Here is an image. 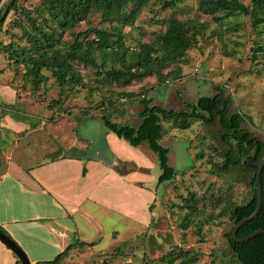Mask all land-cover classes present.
<instances>
[{
    "label": "trees",
    "instance_id": "16d2710c",
    "mask_svg": "<svg viewBox=\"0 0 264 264\" xmlns=\"http://www.w3.org/2000/svg\"><path fill=\"white\" fill-rule=\"evenodd\" d=\"M10 1L3 2L1 12H4ZM178 1L39 0L36 4L29 2L24 5L20 0H14L7 15H11V27L19 29L20 33L11 32L9 42H0V51L8 59L5 69L12 73L13 79L10 82L15 83L16 89L25 91L29 84L31 93L36 95L52 79V86L58 89V98L50 100L47 107H58V111H63L62 104L70 94L85 92V100L92 107L81 108L82 115L99 119L107 131L131 146L147 144L156 155L161 171L158 183H171L177 176V170L169 163V147L161 144L164 123L174 129H186L197 120L206 126L216 125L219 128L220 143L226 146L224 151L216 150L218 156H223V163L218 167L220 171L238 168L247 173L250 197L243 203H236L230 196L221 197L219 190L207 194L188 192L186 197L175 194V197L180 198V203L172 205L182 213V227L188 228L195 222V233L198 235L202 234L204 225L214 222L220 225V218L227 214L232 225L224 236L237 262L264 264V234L240 242L231 236L233 225L248 217L256 207L257 173L250 168L258 160L262 144L257 141L259 137L247 127V116L237 110L232 111L229 101L221 99L224 96L222 87H218V92L213 95L200 96L195 102H184L181 110L152 104V99L147 95L155 86L137 93L128 90V87L136 83L142 87L149 78H155L158 85L180 81L183 78V66L190 62L189 51L201 47L200 43L206 39L209 41L215 37L222 44L223 54H236L237 43L233 45L231 40L225 41L223 35L225 32L237 31L240 26L232 23L224 27L223 19L230 15L239 14L249 18V24L256 33L249 58L255 64L264 65V0H250L249 4L240 0H197L198 11L210 14L221 26L219 31L210 28L209 23L201 20L198 15L185 16L187 11L177 9ZM156 3H159L158 7H155ZM145 9L153 13L152 20L158 23V29L151 31V41L143 42L145 29L138 28L135 22ZM159 10H168V13L159 16ZM82 22L86 28L76 30ZM3 24H0V32ZM126 27L136 30L138 37L141 36L140 40L136 38L134 46L127 42L132 33L125 31ZM80 67L93 72L89 83L84 80ZM18 78L22 81L21 85L16 83ZM44 92L46 89L40 93ZM124 97L126 99L121 100ZM133 98L141 104L136 112L141 119L139 124L133 126L112 120L113 110L121 104L132 103ZM231 129L234 131L231 132ZM237 129L251 130L253 135ZM210 143L207 147H210ZM201 155L199 153L198 157ZM244 159L250 162L242 164ZM208 160L213 163V171L216 166L212 156L208 155ZM85 171L83 165L82 172ZM260 182V210L253 219L240 226L236 233L239 238L264 229V164ZM223 201L224 204L220 206ZM0 230L6 233L1 227ZM77 245L93 243L76 241L53 259L30 264H61ZM113 254L124 256L119 247ZM199 256L198 251L184 249L176 244L160 254L157 260L160 264H175V261L179 264H195ZM16 264H21L20 260L17 259ZM104 264H107L106 261Z\"/></svg>",
    "mask_w": 264,
    "mask_h": 264
},
{
    "label": "rangeland",
    "instance_id": "374dc122",
    "mask_svg": "<svg viewBox=\"0 0 264 264\" xmlns=\"http://www.w3.org/2000/svg\"><path fill=\"white\" fill-rule=\"evenodd\" d=\"M38 1L20 0L24 5L29 2L36 4ZM240 1L244 4L250 3V0ZM196 2L197 0H180L177 2V9L187 11L185 16L198 15L201 20L209 23L210 28L219 31L221 26L213 20L210 14L200 13ZM158 6L159 3H156L155 7ZM158 12L159 16H162L167 14L168 10H159ZM152 16L153 13L149 9H145L135 22L138 28L145 29L143 42L151 41V31L158 29V23L152 20ZM248 19V17L244 18L239 14L230 15L223 19L224 27L232 23L240 24L237 31L223 34L225 41L231 40L233 45L237 43L235 46L236 54L225 55L222 53V44L215 37L209 41L206 39L200 43L201 47L198 46L189 51L190 62L183 66V78L180 81L158 85L159 83L155 78H149L142 87H140V83H136L128 87V90L137 93L155 86L150 93L158 92L160 97H166L168 91L174 92L175 89L179 88L180 82L193 84V81H196L199 84L201 80L204 85L203 88H200L201 85L198 88L199 95H213L218 92V87H222L224 97H231L233 100L230 109L232 111L237 110L242 115L247 116V127L256 135L264 138V65L255 64L249 58L250 47L253 45V40L256 39V33L250 26ZM10 21L11 15H7L0 32V42H9L11 32L20 33L19 29L11 27ZM84 28L86 25L82 22L76 27V30ZM125 31L132 33V37H129L127 42L134 46L138 37L136 30L126 27ZM140 39L141 36L138 37V40ZM6 62H8L6 54L0 51V68H3ZM80 69L84 80L89 83V79L93 77V72L84 67H80ZM8 72L5 68L0 70V81L13 79L12 73ZM16 83L22 84L20 78L16 80ZM26 87L25 91L20 89L18 92L24 98L23 103H28L29 97H26L28 95H32L36 102L32 99L33 102L29 103L31 105H21L20 107L17 105V108L33 111L26 116L33 123L39 122L41 119L46 122L45 132L43 131L40 137L43 136L44 138L47 133L45 138L47 137L50 145L45 147L48 150L55 148L53 152L55 156L58 154L56 152H61L60 146L68 143L75 136L78 137L79 143L83 142L80 147L82 148L81 151L88 156L95 155L94 146H99L102 149L101 154H105L109 149L104 141L103 132L106 128L102 122L98 119H91L87 122L86 120L90 119L82 115L81 108L92 107L85 100V92L76 95L70 94L62 104L63 111H58V107H47L50 100L58 98V89L52 86V79L48 81L46 86L41 87L46 89V92L42 94L40 93L42 89L36 95V93H31L29 84ZM192 87H196V85L190 86V89ZM136 102L137 99L133 98L132 103L121 104L120 107L113 110L114 116L111 115V119L130 124L128 119L135 116L140 108L138 103L135 105ZM172 107H178L177 103ZM132 121L138 123L137 119ZM163 126L161 144L169 147V163L177 170V176L171 183H158L157 179L161 171L157 163L156 166L149 167L147 170L150 173L148 176L154 177L153 181L145 185L144 190L147 192L141 195L135 188L133 196L134 207L145 202L148 203L147 211L152 212L153 216L150 227L142 226L136 221L126 226L120 220V215L118 214L116 217V213L112 212L110 217L104 219L106 227L101 223V229H97L93 235L94 241H96L93 247L81 246L78 249H71L61 264H104V261L107 264H160L161 262L157 260V257L176 244L184 249L196 250L200 253L195 264H239L224 236L232 225L227 214L220 218L222 222L220 225L209 222L210 224L204 225L202 234L198 235L195 233V222L188 228L182 227V213L178 207L172 204L180 203V198L175 197V194L186 197L188 192L207 194L212 191L216 193V190H219L218 192L223 198L230 196L234 202L243 203L251 195L248 184L249 175L238 168L220 171L218 166L223 163V156H218L216 150L224 151L226 146L220 143L219 128L216 125L206 126L197 120L193 121L191 127L186 129H174L169 127L167 123H164ZM1 132L2 137H4L3 131ZM40 132L36 131L35 134H40ZM84 132L90 136V145H87V141H83L80 137L84 135ZM7 138L9 140V136ZM50 138L53 141L52 144ZM28 140L31 139L28 138ZM60 141L62 142L61 145L58 144ZM27 142V139H21L19 147L29 146L30 158H33L34 154L40 150V147L36 148L39 142L29 144ZM209 143L210 147H207ZM141 146L147 147V144L143 143ZM136 147L132 146L134 149ZM75 151H78V148L71 147L67 154H73ZM199 153L202 155L198 157ZM208 155L212 156V161L215 162L214 166L216 167L213 171H211L213 163L209 162ZM154 197L155 199H153ZM224 202L220 203V206ZM170 206L172 209H169ZM217 211L218 208L215 209V212ZM128 221L130 222V220ZM111 226L118 232L112 234L110 231L114 229ZM118 247L122 249L124 256L113 254ZM175 264H179V262L175 261Z\"/></svg>",
    "mask_w": 264,
    "mask_h": 264
},
{
    "label": "crops",
    "instance_id": "0c3cea01",
    "mask_svg": "<svg viewBox=\"0 0 264 264\" xmlns=\"http://www.w3.org/2000/svg\"><path fill=\"white\" fill-rule=\"evenodd\" d=\"M196 83L180 82L179 88L168 91L166 97H160L158 92H149L147 97L152 99V104L168 108L177 103L178 107L173 109L181 110L184 102H195L203 96L199 95L198 88L200 85L203 88L204 84L201 80ZM14 84L0 81V227L22 248L30 263L51 260L76 241L94 245L93 235L101 229V223L106 227L104 219L112 212L116 217L119 214L126 226L136 221L149 228L153 216L147 211L148 203L134 207L133 196L135 188L141 195L147 192L145 185L154 179L148 176L147 170L157 165L156 155L146 146L134 149L114 133L104 130V141L109 148L105 154H101L99 146H94L95 155H86L80 148L83 142L79 143L75 136L68 142L70 145L60 141L58 144L63 146L55 156V148L45 147L50 145L45 138L47 133L44 138L40 137L45 132L46 122L41 119L33 123L26 118L33 111L17 108V105H31L29 103L35 99L28 95V103H23L24 98ZM137 103L141 108L139 101L135 105ZM88 118L87 122L97 119ZM134 119L138 123H133ZM128 120L137 126L141 119L135 115ZM36 131L41 132L35 134ZM257 136L264 143V138ZM80 137L87 145L91 144L86 132ZM24 138L28 144L39 142L36 148L40 150L33 158H30L29 146L19 147ZM50 141L52 144L51 138ZM71 147L78 151L69 155L67 151ZM111 228L114 229L110 231L112 234L118 232ZM93 245L83 246L92 248ZM80 247L77 245L74 249ZM16 260L15 254L0 241V264H16Z\"/></svg>",
    "mask_w": 264,
    "mask_h": 264
},
{
    "label": "water",
    "instance_id": "95a60500",
    "mask_svg": "<svg viewBox=\"0 0 264 264\" xmlns=\"http://www.w3.org/2000/svg\"><path fill=\"white\" fill-rule=\"evenodd\" d=\"M4 1L5 0H0V24L4 21L8 11H9L10 6L14 2V0H11L10 3L8 4V6L5 8L4 12H1V7H2V4ZM221 99L222 100H228L229 106L232 103V100L229 97L223 96ZM214 113H216V110L214 111ZM218 125L220 126L219 121H218ZM223 129H225V128H223ZM237 130L240 132L247 133L250 136L253 135L251 130H246V131H242L241 129H237ZM230 131L233 132L234 129H231ZM257 141H259L262 144V150H261V153H260L258 160L256 162H254L253 163L254 166L252 168H250L252 171L257 173V176H256V207H255L254 211L248 217H245L244 219L240 220L239 222H237L233 225V227L231 229V236L234 240H236L238 242L252 238V237L259 235V234H264V229H258L256 231L252 232L251 234H248L247 236H244L242 238H239L236 235L237 230L240 228V226H242L246 221L253 219L258 214L260 207H261L262 187H261V182H260V174H261L262 166L264 164V143L260 138L257 139ZM246 162H250L249 159L242 160V164H245ZM0 241L15 254L17 259L20 260L21 264H30L29 258L27 257L25 252L22 250V248L9 235L2 232L1 230H0Z\"/></svg>",
    "mask_w": 264,
    "mask_h": 264
},
{
    "label": "built area",
    "instance_id": "2783aa9c",
    "mask_svg": "<svg viewBox=\"0 0 264 264\" xmlns=\"http://www.w3.org/2000/svg\"><path fill=\"white\" fill-rule=\"evenodd\" d=\"M125 99H126L125 97H124V98H121V100H123V101H124Z\"/></svg>",
    "mask_w": 264,
    "mask_h": 264
}]
</instances>
